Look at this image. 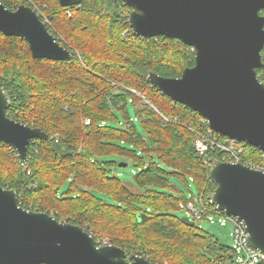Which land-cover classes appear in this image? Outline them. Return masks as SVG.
<instances>
[{"label":"trees","instance_id":"1","mask_svg":"<svg viewBox=\"0 0 264 264\" xmlns=\"http://www.w3.org/2000/svg\"><path fill=\"white\" fill-rule=\"evenodd\" d=\"M0 2L39 9L72 53L62 61L35 58L26 40L0 32V88L11 97L7 116L49 135L30 141L25 161L0 141V185L16 191L20 207L80 224L95 241L118 245L128 257L143 255L151 264H235L232 246L177 214L179 202L209 199L216 187L194 147L202 116L147 78L149 72L180 76L194 64V48L164 35H134L131 7L123 0ZM261 55L264 64V47ZM262 154L248 145L244 158L258 162ZM209 156L211 162L226 159L216 150ZM127 166L130 178L123 179L119 167Z\"/></svg>","mask_w":264,"mask_h":264},{"label":"water","instance_id":"2","mask_svg":"<svg viewBox=\"0 0 264 264\" xmlns=\"http://www.w3.org/2000/svg\"><path fill=\"white\" fill-rule=\"evenodd\" d=\"M123 1L131 7L128 23L134 35H164L194 48L192 66L172 78L149 72L151 84L206 118L216 133L264 153V84L256 73L264 65V0ZM80 2L59 0L62 6ZM0 32L26 40L35 58L62 61L72 56L26 4L9 9L0 2ZM10 104V95L0 88V141L25 161L30 141L49 135L7 116ZM209 176L216 184L212 203L243 220L250 245L264 253V172L214 160ZM0 192L7 193L0 194V264H97L94 254L102 249L111 251L112 264H151L143 255L128 257L118 245L96 244L80 224L20 207L14 189L0 185ZM181 219L194 224L187 216Z\"/></svg>","mask_w":264,"mask_h":264},{"label":"built area","instance_id":"3","mask_svg":"<svg viewBox=\"0 0 264 264\" xmlns=\"http://www.w3.org/2000/svg\"><path fill=\"white\" fill-rule=\"evenodd\" d=\"M34 11L39 15L40 10L34 8ZM46 19L45 16H43ZM190 50H193L192 46H189ZM257 78L264 84V72L257 74ZM160 116L168 121L169 119L159 113ZM88 123L89 120L86 119ZM215 131L209 126L208 120L204 117L201 119V125L196 131V137L194 140V147L197 153L202 157L205 163L211 165L209 152L218 151L223 153L226 157L225 161L237 163L240 162L250 168L258 169L264 172V153L261 155V159L258 162H254L251 159L244 158L245 151L248 147V143L241 141L237 138H227L226 140H219L215 137ZM251 146V145H250ZM252 147V146H251ZM211 162V163H210ZM210 180H213L210 177ZM212 204V206L210 205ZM179 208L188 212V218L192 220L205 219L210 223H219L225 226L227 222L232 227V248L234 253L235 264H262L264 259V253L259 249L250 245L248 241V232L243 220L237 216L221 215L216 212H221L217 209V206L211 201V193L209 199H203L202 197L194 196L190 200L179 202ZM192 215V218H191ZM96 244H110L106 240L96 241Z\"/></svg>","mask_w":264,"mask_h":264},{"label":"rangeland","instance_id":"4","mask_svg":"<svg viewBox=\"0 0 264 264\" xmlns=\"http://www.w3.org/2000/svg\"><path fill=\"white\" fill-rule=\"evenodd\" d=\"M85 121H86V119H85ZM121 163H124V162H121ZM119 170L121 171V178H123V179H129L130 178V173H129L130 167L129 166H127L125 168L119 167ZM171 182L173 184H175L177 187L182 188L185 191L186 195L189 196L190 191L187 188H185L182 185V183L177 181V179H172ZM177 214L180 217H182V216H187L188 212L185 210L179 209L177 211ZM191 218H192V215H191ZM195 222L198 226L202 227L205 231L216 236L222 243L227 244L229 246H232V244H233L232 236H231L232 227H231L229 222H227L225 226L220 225L219 223H210L209 221H207L205 219L196 220Z\"/></svg>","mask_w":264,"mask_h":264},{"label":"snow or ice","instance_id":"5","mask_svg":"<svg viewBox=\"0 0 264 264\" xmlns=\"http://www.w3.org/2000/svg\"><path fill=\"white\" fill-rule=\"evenodd\" d=\"M4 197L7 196V193L0 192ZM111 254L110 250L102 249L100 252L95 253L97 264H112V261L108 259V256Z\"/></svg>","mask_w":264,"mask_h":264}]
</instances>
